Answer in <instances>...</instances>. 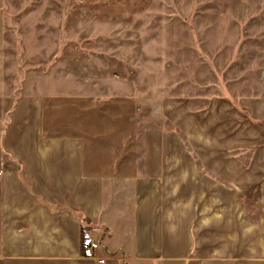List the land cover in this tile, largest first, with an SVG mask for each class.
<instances>
[{
    "label": "rangeland",
    "instance_id": "374dc122",
    "mask_svg": "<svg viewBox=\"0 0 264 264\" xmlns=\"http://www.w3.org/2000/svg\"><path fill=\"white\" fill-rule=\"evenodd\" d=\"M0 9L2 155L12 156L13 122L37 103L44 137L80 141L86 172L110 178L125 200L163 157L188 156L173 104L264 98V0H1Z\"/></svg>",
    "mask_w": 264,
    "mask_h": 264
},
{
    "label": "crops",
    "instance_id": "0c3cea01",
    "mask_svg": "<svg viewBox=\"0 0 264 264\" xmlns=\"http://www.w3.org/2000/svg\"><path fill=\"white\" fill-rule=\"evenodd\" d=\"M36 105L0 149V264H264V98L173 104L188 156L163 157L127 200L86 172L80 141L44 137Z\"/></svg>",
    "mask_w": 264,
    "mask_h": 264
},
{
    "label": "built area",
    "instance_id": "2783aa9c",
    "mask_svg": "<svg viewBox=\"0 0 264 264\" xmlns=\"http://www.w3.org/2000/svg\"><path fill=\"white\" fill-rule=\"evenodd\" d=\"M94 232H95V233L99 232V229L95 228V229H94ZM100 263H101V264H105V261H104V260H101Z\"/></svg>",
    "mask_w": 264,
    "mask_h": 264
},
{
    "label": "trees",
    "instance_id": "16d2710c",
    "mask_svg": "<svg viewBox=\"0 0 264 264\" xmlns=\"http://www.w3.org/2000/svg\"><path fill=\"white\" fill-rule=\"evenodd\" d=\"M85 231H86V230H85ZM85 231H84V232H85ZM83 246L85 247V243H84V245H83Z\"/></svg>",
    "mask_w": 264,
    "mask_h": 264
}]
</instances>
